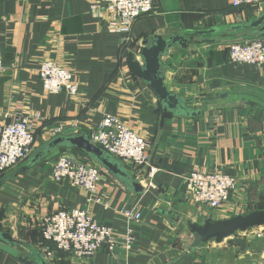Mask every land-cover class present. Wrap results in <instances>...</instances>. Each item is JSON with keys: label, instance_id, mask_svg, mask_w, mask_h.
<instances>
[{"label": "crops", "instance_id": "0c3cea01", "mask_svg": "<svg viewBox=\"0 0 264 264\" xmlns=\"http://www.w3.org/2000/svg\"><path fill=\"white\" fill-rule=\"evenodd\" d=\"M102 7V0H0L5 66L0 127L29 118L38 138L35 151L56 137L57 128L70 132L76 120L79 134L89 137L107 114L119 117L149 144L150 167L125 166L139 176L145 191L130 193L104 170L98 185L102 204H88L85 191L52 179L54 162L62 151L71 150L62 148L32 167H26V160L3 176L0 225L39 250L38 220L61 209H83L118 232L131 226L135 247L130 253L116 249L112 256L100 252L79 264H173L193 241L188 221L221 222L264 205V67L229 60L234 38L258 32L193 38L186 50L175 47L164 58L172 65L166 73L169 90L192 99L191 107L203 111L198 118L163 116L153 90L131 73L128 55L140 51L152 35L246 23L264 12V2L235 9L230 0H156L155 11L135 22L129 46L123 45L122 35L106 29ZM47 59L72 72L82 89L78 99L44 92L39 69ZM195 170L235 176L229 202L216 210L191 205L185 177ZM122 209L139 211L141 221L129 224L119 214ZM23 217L35 222L31 228ZM237 237L248 239L245 252L230 238L199 248L179 264H264V239ZM1 243L0 264H24ZM60 258L59 264H75L64 255Z\"/></svg>", "mask_w": 264, "mask_h": 264}, {"label": "built area", "instance_id": "2783aa9c", "mask_svg": "<svg viewBox=\"0 0 264 264\" xmlns=\"http://www.w3.org/2000/svg\"><path fill=\"white\" fill-rule=\"evenodd\" d=\"M102 1L101 17L105 21L106 29L122 35V43L126 46L130 45V35L135 22L156 9V0ZM263 2L264 0H230V5L238 9L244 6L258 7ZM133 53L141 62L140 51ZM229 60L235 65H251L257 69L264 67V30L234 38L229 45ZM4 72L3 52L0 49V78ZM39 78L46 94L67 93L74 99H78L82 94V89L72 72L54 59L41 63ZM35 117L40 119L39 115ZM79 129L80 123L77 120L71 123V132L79 134ZM66 132L59 127L54 135H63ZM89 139L124 166H130L134 170L150 167L148 142L119 117L107 114ZM37 141L31 120L27 117L0 127V174L9 173L28 160ZM104 173L105 171L87 156L74 155L71 150H65L53 164L52 179L55 183L66 184L73 190L85 191L88 204H102L103 197L98 192V185ZM137 178L139 179L138 175ZM139 180L141 182V179ZM185 185L186 200L191 205L216 210L229 202L237 179L221 171L195 170L185 177ZM105 206L108 207L107 204ZM119 214L129 224L138 223L142 219V214L134 209H122ZM23 223L31 228L35 222L23 217ZM37 226L42 239L39 251L49 264H59L60 255L79 264L94 258L100 252L112 256L116 249L130 253L135 247V231L130 225L125 232H118L110 225L99 223L89 211L83 209H61L38 220ZM17 227L12 226V229ZM239 235L249 239H264V227Z\"/></svg>", "mask_w": 264, "mask_h": 264}, {"label": "water", "instance_id": "95a60500", "mask_svg": "<svg viewBox=\"0 0 264 264\" xmlns=\"http://www.w3.org/2000/svg\"><path fill=\"white\" fill-rule=\"evenodd\" d=\"M263 30L264 12L259 17L246 23L215 26L209 29L172 34L169 37L152 35L142 42V49L140 50L141 62L136 58L135 53H129L128 66L136 78L142 80L153 90L159 101L163 116L169 113L174 117L198 118L201 117L203 111L202 109L191 107L193 106L192 99H187L169 90L166 84V73L172 68V65L166 64L164 58L175 47L186 50L190 40L193 38L199 37L209 40L222 35L232 36L246 32L256 33ZM62 148L78 150L84 153L130 193L135 195H142L144 193L145 188L137 176L129 171L118 159L94 145L86 134H75L68 131L63 135L54 137V139L32 153L26 167L34 166L49 153ZM164 214L168 215V213ZM186 226L193 237V241L183 257L173 264H179L186 257L205 245L212 242L221 244L230 238H234V243L240 247L241 252H245L248 239L239 238L237 234L250 233L254 229L264 227V208L221 222H214L211 219L206 220L202 224L188 221ZM0 242H2V249L4 251L17 257L24 264H49L38 249L20 242L8 231L0 232ZM24 252L30 254L31 257L24 256Z\"/></svg>", "mask_w": 264, "mask_h": 264}, {"label": "trees", "instance_id": "16d2710c", "mask_svg": "<svg viewBox=\"0 0 264 264\" xmlns=\"http://www.w3.org/2000/svg\"><path fill=\"white\" fill-rule=\"evenodd\" d=\"M166 114H169V113H166ZM169 115H171V114H169ZM7 174V173H6ZM5 173L4 174H0V181H2V179H3V176H5L6 175ZM0 232H5L3 229H2V227H1V225H0Z\"/></svg>", "mask_w": 264, "mask_h": 264}, {"label": "rangeland", "instance_id": "374dc122", "mask_svg": "<svg viewBox=\"0 0 264 264\" xmlns=\"http://www.w3.org/2000/svg\"><path fill=\"white\" fill-rule=\"evenodd\" d=\"M260 208H262V209H263V208H264V205H261V207H260ZM260 210H261V209H260ZM261 243H264V241H262Z\"/></svg>", "mask_w": 264, "mask_h": 264}]
</instances>
